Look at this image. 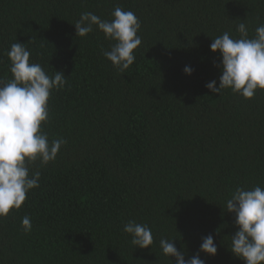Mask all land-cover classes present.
Returning a JSON list of instances; mask_svg holds the SVG:
<instances>
[{
	"label": "trees",
	"instance_id": "obj_1",
	"mask_svg": "<svg viewBox=\"0 0 264 264\" xmlns=\"http://www.w3.org/2000/svg\"><path fill=\"white\" fill-rule=\"evenodd\" d=\"M117 6L141 24L123 73L103 55L112 41L95 27L75 36L72 25L83 12L110 20ZM241 22L253 37L264 0H0V80L11 79L15 42L67 77L41 125L50 142L67 143L54 161L29 165L39 187L0 218V264H172L161 239L189 259L209 234L217 253H200L205 264H244L230 251L237 227L226 200L237 187L264 188V90L245 99L205 87L219 86L211 39L239 38ZM129 220L151 229L149 248L131 244Z\"/></svg>",
	"mask_w": 264,
	"mask_h": 264
},
{
	"label": "clouds",
	"instance_id": "obj_2",
	"mask_svg": "<svg viewBox=\"0 0 264 264\" xmlns=\"http://www.w3.org/2000/svg\"><path fill=\"white\" fill-rule=\"evenodd\" d=\"M110 20L101 19L92 12H83L72 25L75 36L85 37L94 27L112 41L110 50L103 51L104 57L113 67L123 73L135 61L134 50L141 45L137 34L141 27L138 17L132 11L117 6ZM239 38H232L228 32L211 39L212 53H219V86L216 80L205 87L212 93L231 89L245 99H251L257 89L264 90V25L255 29L249 38L245 23L237 26ZM30 51L25 43L15 42L7 56L10 61L11 79L0 80V218L10 210L20 209L26 194L39 187L40 172L30 174L29 165L39 161L47 165L54 161L63 138L51 142L41 125L49 119L48 101L53 90L63 89L67 77L62 71L46 73L41 64L30 61ZM186 75L193 69L185 66ZM226 212L233 214L237 227L230 237L232 254L244 264H264V188L255 186L250 190L237 187L226 200ZM21 226L25 233L32 229L31 217L25 215ZM123 231L131 236L134 248H149L153 243L151 229L146 224L129 220ZM162 253L172 264H205L200 253L215 256L217 245L211 234L202 238L198 252L189 259L177 250L173 239H161Z\"/></svg>",
	"mask_w": 264,
	"mask_h": 264
}]
</instances>
